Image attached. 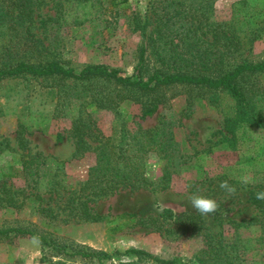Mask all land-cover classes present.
Wrapping results in <instances>:
<instances>
[{
    "label": "rangeland",
    "instance_id": "obj_1",
    "mask_svg": "<svg viewBox=\"0 0 264 264\" xmlns=\"http://www.w3.org/2000/svg\"><path fill=\"white\" fill-rule=\"evenodd\" d=\"M25 1L0 0V67L23 59L56 60L74 69L102 65L125 75L133 71L141 47L144 72L160 67L150 53L154 47L172 55L206 50L208 59L202 63L192 59L218 67L238 57L223 50L227 43L220 39L224 34L228 38V24L249 38L241 56L256 60L264 55V0H29L27 15L17 18ZM192 17L198 23V40L187 29ZM249 78L250 86L246 79L239 82L247 98L243 106L234 105L224 91L175 83L122 92L133 98L111 110L93 105L95 97L119 89L100 79H0V179L18 171L22 158H34L30 176L6 179L14 193L0 199V228L35 226L66 243L106 252L110 258L103 264L134 261V256L120 253L127 248L174 258L177 264L182 258H188L187 264H263L258 226L242 223L262 214L248 191L257 189L264 168V71ZM151 101L155 111L138 119L142 104ZM115 110L129 126L134 120L142 128L152 127L161 115L173 120L170 129L184 161L172 167L168 187L121 189L101 196L91 204L100 218L78 220L67 214L61 196L82 179L92 155L71 158L70 121L91 111L97 129L108 134ZM57 133L64 136L60 141L55 140ZM162 165L149 154L147 177L157 181ZM58 178L61 187L55 183ZM224 179L235 188L234 195L219 187ZM193 194L214 199L217 212H196L187 199ZM40 208L51 213L45 215ZM57 259L26 236L0 237V264H57ZM67 263L94 264L79 259ZM140 264L156 263L144 259Z\"/></svg>",
    "mask_w": 264,
    "mask_h": 264
},
{
    "label": "trees",
    "instance_id": "obj_2",
    "mask_svg": "<svg viewBox=\"0 0 264 264\" xmlns=\"http://www.w3.org/2000/svg\"><path fill=\"white\" fill-rule=\"evenodd\" d=\"M30 1L26 0L22 8L18 11L17 18H20L29 9ZM50 19V18H47ZM241 18L239 21L242 23ZM194 18L187 20V29L191 31L194 39L198 40L199 35L195 33L198 23H194ZM191 28H188L190 27ZM228 38L222 36V42L227 43L223 50L233 52L238 56L234 57L229 63L222 66H210L196 64L192 59L196 57L199 63L208 59L209 51L198 50L197 48L183 50L181 53L167 54L163 48L154 47L150 51L154 60L159 62L160 67L152 68L151 72H144V54L145 49L141 47L137 57L136 64L131 74L122 75L115 68H108L102 65H85L78 69L64 66L56 60L29 61L28 59L18 60L10 65L0 67V79L10 76L29 75L31 77H54L71 78L77 81H87L100 79L113 84L115 89L110 94H102L95 97L94 107H107L113 109L120 102L131 99L128 94L132 89L149 91L158 86L170 84H184L206 88L210 91H224L232 99L234 105L243 106L247 102L246 94L239 85L241 79H246L250 84V76L264 71V55L256 60H251L247 56H241L240 50H243L246 42L249 41L244 32H238L233 24H228ZM26 36L32 40L33 36L28 27L25 28ZM222 29H217L221 33ZM153 39H149L151 42ZM33 41V40H32ZM239 50L240 52H238ZM187 56L185 57V55ZM179 61L177 64L176 62ZM184 61H187L186 63ZM202 63V62H201ZM169 69V70H168ZM203 69H210L208 72H202ZM156 109V104L151 101L142 104L138 119L151 115ZM133 126L127 125V120L120 117L118 111H114L111 118V132L103 134L95 126L92 118V112L78 114L71 119L68 131L73 139V153L71 158H80L85 154L92 155L91 163L86 167L81 180L76 181L72 188L67 190L63 197L65 206L68 207L67 214L78 220H97L100 216L93 211L92 203L101 196L111 195L121 189L138 190L153 185L168 187L170 185V174L174 172L172 167L184 161V155L179 152L178 143L173 139L171 126L173 120L161 115L152 127L142 128L139 123L132 121ZM19 137L22 132V126L19 125ZM63 134L57 133L55 140L60 141ZM21 141V139H20ZM155 154L163 161L162 173L153 181L147 177L148 156ZM32 157L22 158L20 169L16 172H7L2 174L0 179V199L13 194L9 185L6 186V179L22 175H31ZM35 165V163H34ZM12 171L16 170L15 168ZM261 182L257 183V189L248 191V199L259 209V216H250L243 220L244 225L255 224L259 228L258 236L264 243V201L256 199V192L264 187V168L260 172ZM225 180V179H224ZM61 178L55 180L57 186L61 187ZM222 181V180H221ZM64 183V182H63ZM59 196V193H57ZM10 203L16 201L11 196L8 198ZM39 211H45V215L50 214V208H40ZM26 236L28 238H37L36 243L42 250H47L52 256L58 259L54 262L64 264L73 262L75 259L83 260L94 264H103L110 256L101 250H94L82 247L77 244L66 243L58 240L47 232L39 230L35 226H13L0 228V237ZM264 248V244H263ZM125 255L135 257L132 264H140L144 259H148L156 264H177L174 258H161L140 248H127L120 252ZM264 264V258L261 260ZM201 263L202 260H201ZM69 264V263H67ZM121 264V262H119Z\"/></svg>",
    "mask_w": 264,
    "mask_h": 264
},
{
    "label": "clouds",
    "instance_id": "obj_3",
    "mask_svg": "<svg viewBox=\"0 0 264 264\" xmlns=\"http://www.w3.org/2000/svg\"><path fill=\"white\" fill-rule=\"evenodd\" d=\"M249 180H245L244 183H248ZM219 187L221 189H224L228 194L234 195L235 194V188L231 185H229L227 180H222L219 183ZM188 202L191 204V206L201 215L209 216L210 214H214L218 210V204L217 202L207 196L199 195V194H193L190 195L188 198ZM256 199L264 201V190H260L256 192ZM37 238H33V242H36ZM188 258H182V264H187ZM121 264H132L131 260L128 258H123Z\"/></svg>",
    "mask_w": 264,
    "mask_h": 264
}]
</instances>
